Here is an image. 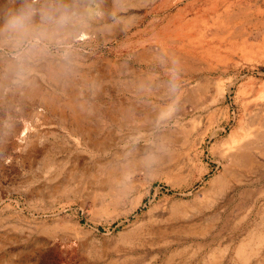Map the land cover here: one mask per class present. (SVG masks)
Returning a JSON list of instances; mask_svg holds the SVG:
<instances>
[{
    "label": "rangeland",
    "instance_id": "obj_1",
    "mask_svg": "<svg viewBox=\"0 0 264 264\" xmlns=\"http://www.w3.org/2000/svg\"><path fill=\"white\" fill-rule=\"evenodd\" d=\"M68 2L84 39L27 79L0 49V264H264V148L224 186L212 154L264 126V0Z\"/></svg>",
    "mask_w": 264,
    "mask_h": 264
},
{
    "label": "clouds",
    "instance_id": "obj_2",
    "mask_svg": "<svg viewBox=\"0 0 264 264\" xmlns=\"http://www.w3.org/2000/svg\"><path fill=\"white\" fill-rule=\"evenodd\" d=\"M87 16L68 0H43L37 7L22 0L15 9L6 10L0 24V49L13 59L18 81L27 79L33 62L53 49L65 52L84 39Z\"/></svg>",
    "mask_w": 264,
    "mask_h": 264
},
{
    "label": "bare ground",
    "instance_id": "obj_3",
    "mask_svg": "<svg viewBox=\"0 0 264 264\" xmlns=\"http://www.w3.org/2000/svg\"><path fill=\"white\" fill-rule=\"evenodd\" d=\"M225 10V9H224ZM249 10V9H248ZM226 11V10H225ZM227 12V11H226ZM213 20V19H212ZM234 21V19H233ZM231 19V16L227 17H220L218 15L217 18L214 19V26L215 29L217 30L216 33H223L222 35H217V39L224 37V39L229 40L233 39L234 37V32L232 31V25L231 22H233ZM241 21V20H240ZM213 24V23H212ZM235 29V28H234ZM191 30V29H190ZM214 34V33H213ZM212 36V35H211ZM199 37V36H197ZM200 39V38H199ZM212 39V38H211ZM196 40V39H194ZM192 40V41H194ZM223 40V39H222ZM234 40V39H233ZM200 41V40H199ZM235 42V41H234ZM199 44V43H198ZM185 45V44H183ZM197 46V45H196ZM205 50V49H204ZM207 50V49H206ZM210 52V51H209ZM209 55V54H208ZM190 57V56H189ZM191 59V58H190ZM176 61V60H175ZM135 69V68H134ZM133 69V70H134ZM135 71V70H134ZM133 71V72H134ZM141 79H143L141 77ZM130 80V79H129ZM134 82V81H133ZM235 83V82H234ZM232 84V82H231ZM228 90L229 87H227ZM226 88V89H227ZM220 91V90H219ZM221 93V92H220ZM212 98V97H211ZM256 98V97H255ZM254 99V98H253ZM75 104V103H74ZM134 105V104H133ZM210 105V104H209ZM95 106V105H94ZM111 107V106H110ZM116 107V106H115ZM143 108V107H142ZM105 109V108H104ZM110 109V108H109ZM129 109V108H128ZM84 110V109H83ZM97 110V109H96ZM108 110V109H107ZM169 110V108H168ZM120 111V110H119ZM157 111V110H156ZM160 111V110H159ZM102 112V111H101ZM149 112V111H148ZM158 113V112H157ZM162 113V112H161ZM169 113V112H168ZM107 114V113H106ZM146 114V112H145ZM156 114V113H155ZM165 114V113H164ZM148 115V114H147ZM166 115V114H165ZM219 115V114H218ZM225 115V114H224ZM162 116V115H161ZM159 116V117H161ZM247 115H244L243 118L240 121V124H242V121L246 118ZM263 116V115H262ZM261 116V117H262ZM105 117V116H104ZM153 117V116H152ZM171 117V116H170ZM259 117V116H258ZM75 118V117H74ZM79 118V117H78ZM165 118V117H164ZM257 118V117H256ZM254 119V118H253ZM252 119V120H253ZM264 118H262L263 120ZM148 121V120H147ZM230 120H227L226 123H229ZM87 122V121H86ZM219 122V121H218ZM262 122V121H261ZM264 124V123H263ZM196 125V124H195ZM214 125V124H213ZM216 125V124H215ZM259 125V124H258ZM89 127V126H88ZM76 128V127H75ZM219 128V127H218ZM225 128L221 127L220 131ZM194 129V128H193ZM86 131V130H85ZM220 131H215L213 133V136H218ZM81 132V131H80ZM87 132V131H86ZM78 133V132H77ZM84 133V132H83ZM92 133V131H91ZM186 133V132H185ZM75 134V133H74ZM79 134V133H78ZM188 134V133H187ZM76 135V134H75ZM84 136V135H83ZM189 136V135H188ZM89 137V136H88ZM94 137V136H93ZM95 138V137H94ZM211 138V137H210ZM264 138V126L262 123L258 127H247L246 125L241 126L239 129L234 131L231 136L229 137L230 140L225 141L222 143L221 147L213 150L212 154L215 155V161L217 162L218 165L223 166V173L216 178V182H220L223 184V186L226 184L228 181L234 180V177H240V173L245 167L246 170L248 167L252 166V164L255 162V155L254 151L260 150L261 148H264V143L261 142V140ZM77 139V138H76ZM80 139V138H79ZM90 139V138H89ZM81 140V139H80ZM93 140V139H91ZM97 140V139H96ZM169 140V139H168ZM227 140V139H226ZM82 141V140H81ZM80 141V142H81ZM92 143V142H90ZM100 144V143H99ZM80 145V144H79ZM89 145V144H88ZM96 145V144H95ZM91 146V145H90ZM91 148V147H89ZM94 148V147H93ZM174 154V152H173ZM262 154V153H260ZM259 155V153H258ZM146 158V157H145ZM263 158V157H262ZM144 159V158H143ZM140 160V159H139ZM190 162V161H188ZM256 163V162H255ZM257 164V163H256ZM258 165V164H257ZM180 166V165H179ZM178 166V167H179ZM256 166V165H255ZM261 166V165H260ZM179 169V168H178ZM173 171V170H172ZM171 171V172H172ZM254 171V170H252ZM175 172V171H174ZM210 172V170L208 171ZM245 172V171H244ZM250 172V171H249ZM248 172V173H249ZM247 175V174H246ZM250 175V174H249ZM254 175V174H253ZM258 178V177H257ZM239 179V178H238ZM255 179V178H254ZM215 182V183H216ZM238 182V181H237ZM241 183V182H240ZM239 183V184H240ZM246 183V182H245ZM218 184V183H217ZM230 185V184H229ZM214 187V186H213ZM216 187V185H215ZM221 187V186H220ZM229 188V187H228ZM212 189V188H211ZM221 189V188H220ZM219 189V190H220ZM225 190V189H224ZM228 190V189H227ZM222 191V190H220ZM213 192V191H212ZM219 192V191H218ZM224 192V191H223ZM221 193V192H220ZM225 193V192H224ZM209 196V194H208ZM205 197V196H203ZM207 198V197H205ZM209 199V198H208ZM200 203V202H199ZM213 204V203H212ZM209 205V204H208ZM221 206V205H220ZM225 206V205H224ZM263 206V205H262ZM194 208V207H193ZM262 208V207H261ZM191 210V209H190ZM185 211V210H184ZM222 211V210H221ZM186 212V211H185ZM245 218V217H244ZM165 220V219H164ZM216 220V219H215ZM168 221V219H167ZM170 222V221H169ZM213 223V222H212ZM200 224V223H199ZM206 224V222H205ZM210 224V223H209ZM198 226V225H197ZM195 226V228L197 227ZM212 226V225H211ZM202 227V226H201ZM191 228V227H190ZM213 228V227H212ZM198 230V229H196ZM176 233V232H175ZM196 234V233H195ZM174 235V234H173ZM201 235V234H200ZM203 235V233H202ZM259 239V238H258ZM257 241V240H256ZM258 242V241H257ZM160 245V244H159ZM260 245V244H259ZM149 246V245H148ZM156 246V245H155ZM154 246V247H155ZM261 246V245H260ZM145 248V247H144ZM151 248V247H150ZM180 249V248H179ZM184 249V246H183ZM182 250V248H181ZM240 252L241 254L243 251V247H240ZM155 255V254H154ZM170 255V254H169ZM157 256V255H156ZM164 256V255H163ZM168 256V255H167ZM159 257V256H158ZM171 257V256H170ZM152 258V257H151ZM150 258V259H151ZM156 259V258H154ZM153 259V260H154ZM112 262V261H111ZM110 263V262H109ZM150 263V262H149ZM114 264V262H113ZM117 264V263H116ZM182 264V263H181ZM213 264H219V260H214Z\"/></svg>",
    "mask_w": 264,
    "mask_h": 264
}]
</instances>
